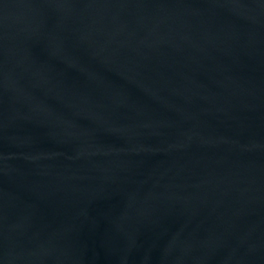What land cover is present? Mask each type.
Masks as SVG:
<instances>
[{
  "label": "water",
  "instance_id": "obj_1",
  "mask_svg": "<svg viewBox=\"0 0 264 264\" xmlns=\"http://www.w3.org/2000/svg\"><path fill=\"white\" fill-rule=\"evenodd\" d=\"M0 264H264V0H0Z\"/></svg>",
  "mask_w": 264,
  "mask_h": 264
}]
</instances>
